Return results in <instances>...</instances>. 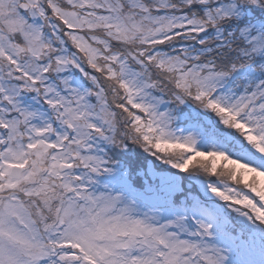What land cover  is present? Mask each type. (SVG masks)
<instances>
[{
  "label": "snow or ice",
  "instance_id": "obj_1",
  "mask_svg": "<svg viewBox=\"0 0 264 264\" xmlns=\"http://www.w3.org/2000/svg\"><path fill=\"white\" fill-rule=\"evenodd\" d=\"M188 100L264 153V0H0V264L264 254V170L177 137L161 106ZM129 140L226 179L208 190L231 211L159 223L124 195L127 181L101 189L112 171L101 144Z\"/></svg>",
  "mask_w": 264,
  "mask_h": 264
},
{
  "label": "trees",
  "instance_id": "obj_2",
  "mask_svg": "<svg viewBox=\"0 0 264 264\" xmlns=\"http://www.w3.org/2000/svg\"><path fill=\"white\" fill-rule=\"evenodd\" d=\"M167 109L172 110L174 117L170 126L171 130L193 127L200 131L203 137H199L195 147L198 144L218 142L229 158L241 159L259 170H264V160L260 159L256 150L247 144L243 136L235 129H227L220 124L214 114L191 100L178 106L168 105ZM115 152L108 151L105 154L110 167L114 170L111 176H118L121 180L127 181L124 195L144 205L147 210L152 209L156 213L160 209H174L180 216H188L197 211L200 206L213 208V205L217 203L219 211H231L225 202L209 199L204 193V188L210 184L227 186L226 179L210 176L200 168L192 169L187 173L181 172L164 163L163 159H158L157 156L145 151L140 144H134L130 140L123 146H117ZM244 152L247 155H243ZM149 200L153 203L150 204ZM232 214L235 215V213ZM241 259L247 260L249 264H260L264 254L257 246L254 250L246 249L242 252Z\"/></svg>",
  "mask_w": 264,
  "mask_h": 264
},
{
  "label": "rangeland",
  "instance_id": "obj_3",
  "mask_svg": "<svg viewBox=\"0 0 264 264\" xmlns=\"http://www.w3.org/2000/svg\"><path fill=\"white\" fill-rule=\"evenodd\" d=\"M161 110L164 111V110H168V109L165 108V106H161ZM171 123H172V121H171ZM170 126H171V124H170ZM172 132L177 137H184V136H188V135L191 134L195 138L196 141L199 139V137H201V138L203 137L201 135L200 131H198L197 129H194L193 127H188L186 129H176V130H172ZM214 146H216V148ZM116 147H117L116 145H112V144H101V148H102L104 154H107L108 151H110V153H116L115 152ZM225 147H226V145H225ZM196 149L198 151H205V152H207V151H222L223 150L222 146L218 142H210V143H205V144H198L196 146ZM258 154L261 157V159L264 160V153H258ZM200 159H203V160L207 161L210 158L201 157ZM232 159H235V158H232ZM236 160H239L240 162L243 163V161H241V159L237 158ZM216 166H217V170H219V171L221 170V166H223L224 168L230 167L228 162L223 160V158H217ZM113 174H114V170L112 169V171L110 173L105 174V175H113ZM98 180H99V187L101 189L106 187V186L107 187H112L117 182V181L113 180L112 177H109V176H106L105 179H100L99 178ZM215 186L224 187V186H219L216 183H215ZM204 193L211 199L220 200L211 191L208 190V186L204 188ZM149 203L152 204L153 202L149 200ZM137 205H138V207L140 209L141 214L143 212H145V211H148L144 205H140L138 203H137ZM200 207H198L197 210ZM203 208H205V207H203ZM155 214L158 216V222L159 223H166L168 220L175 219L176 217L180 216V214L177 211H175L174 209H172V210L160 209V210H157V212Z\"/></svg>",
  "mask_w": 264,
  "mask_h": 264
}]
</instances>
